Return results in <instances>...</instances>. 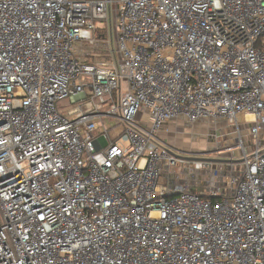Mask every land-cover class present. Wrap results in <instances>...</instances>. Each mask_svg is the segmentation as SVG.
I'll return each instance as SVG.
<instances>
[{
  "label": "built area",
  "instance_id": "1",
  "mask_svg": "<svg viewBox=\"0 0 264 264\" xmlns=\"http://www.w3.org/2000/svg\"><path fill=\"white\" fill-rule=\"evenodd\" d=\"M261 139L264 0H0V264H264Z\"/></svg>",
  "mask_w": 264,
  "mask_h": 264
},
{
  "label": "rangeland",
  "instance_id": "2",
  "mask_svg": "<svg viewBox=\"0 0 264 264\" xmlns=\"http://www.w3.org/2000/svg\"><path fill=\"white\" fill-rule=\"evenodd\" d=\"M75 104H72L68 98L61 99L58 102V107L60 110L67 111L72 108ZM109 106L108 103L104 105L105 108ZM111 122V121H110ZM107 124V121H106ZM209 124L207 122L201 121L193 124L192 126L179 123L178 127L182 128V133H177L174 124H171L168 134L169 145L177 149V151L186 154H192L201 158H216L215 154H211L209 149L214 148L215 142L212 138H207V132L209 130ZM222 125V124H221ZM248 129H244V134L246 135ZM245 144L251 145V138H242ZM226 142L222 143L225 144ZM93 144L96 150H99L107 145L106 139L102 136V127L95 132V138L93 139ZM231 144L235 142L231 138ZM259 147H264V139H261Z\"/></svg>",
  "mask_w": 264,
  "mask_h": 264
},
{
  "label": "water",
  "instance_id": "3",
  "mask_svg": "<svg viewBox=\"0 0 264 264\" xmlns=\"http://www.w3.org/2000/svg\"><path fill=\"white\" fill-rule=\"evenodd\" d=\"M170 152L179 159H185L189 161L200 160V161L213 162V163H230V162L236 163L241 161V160H230V159H221V158H201L195 155L190 156V155H184L182 153H175L173 151Z\"/></svg>",
  "mask_w": 264,
  "mask_h": 264
},
{
  "label": "crops",
  "instance_id": "4",
  "mask_svg": "<svg viewBox=\"0 0 264 264\" xmlns=\"http://www.w3.org/2000/svg\"><path fill=\"white\" fill-rule=\"evenodd\" d=\"M169 131H171V130H169ZM169 131H168V133H163V136L166 137L167 140H168ZM168 142H169V140H168Z\"/></svg>",
  "mask_w": 264,
  "mask_h": 264
},
{
  "label": "bare ground",
  "instance_id": "5",
  "mask_svg": "<svg viewBox=\"0 0 264 264\" xmlns=\"http://www.w3.org/2000/svg\"><path fill=\"white\" fill-rule=\"evenodd\" d=\"M248 118L250 119V118H252V116H251V115H249V116H248Z\"/></svg>",
  "mask_w": 264,
  "mask_h": 264
},
{
  "label": "trees",
  "instance_id": "6",
  "mask_svg": "<svg viewBox=\"0 0 264 264\" xmlns=\"http://www.w3.org/2000/svg\"><path fill=\"white\" fill-rule=\"evenodd\" d=\"M97 58V56H95Z\"/></svg>",
  "mask_w": 264,
  "mask_h": 264
}]
</instances>
